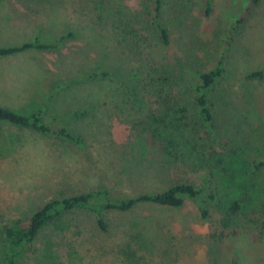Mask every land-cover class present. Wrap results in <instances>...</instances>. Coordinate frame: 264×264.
I'll use <instances>...</instances> for the list:
<instances>
[{"label": "rangeland", "instance_id": "rangeland-1", "mask_svg": "<svg viewBox=\"0 0 264 264\" xmlns=\"http://www.w3.org/2000/svg\"><path fill=\"white\" fill-rule=\"evenodd\" d=\"M204 4L162 0L170 29L163 45L150 23L153 0H0V46L72 33L56 49L0 57V105L23 114L45 105L51 126L82 139L76 144L0 123V243L4 225L26 221L49 200L97 188L134 195L186 180L220 197L198 196L179 208L110 210L105 230L95 213L74 209L41 231L34 248L51 239L53 264H264V167L251 165L264 159V78L245 77L264 66V0H214L210 15ZM220 57L226 71L209 92V127L196 117L188 86L194 71ZM148 64L172 72L176 83L168 91L188 108L183 121L199 138L198 159L172 164L164 177L152 172L161 152L144 146L148 111L161 109L153 89L143 86ZM68 79L73 83L57 88ZM74 110L85 113L73 117ZM245 185L250 201L230 226L236 232L218 235L227 201ZM35 252L21 264H31Z\"/></svg>", "mask_w": 264, "mask_h": 264}, {"label": "trees", "instance_id": "trees-1", "mask_svg": "<svg viewBox=\"0 0 264 264\" xmlns=\"http://www.w3.org/2000/svg\"><path fill=\"white\" fill-rule=\"evenodd\" d=\"M213 1L214 0H204L203 13L205 15H210L212 13ZM161 4L162 0H153L150 23L155 29L160 42L166 45L169 42L170 29L162 18ZM240 20L241 18L233 25V29L237 28V24ZM71 34V32L61 34L56 38L55 42L42 41L39 36L36 35L33 39L21 44L0 46V57L15 55L31 49H56L62 44L66 36ZM159 67L157 65L150 66V69L147 70L149 79L146 78L147 80L145 84H143L144 87L153 89V92L158 96V103L161 108L159 110L160 113L159 111H148L147 119L149 118V121L144 124V132H149L150 134L145 137V143H143L144 146L147 144V151L149 146L150 148L153 146L161 152V158L158 163H156L157 166L152 172L154 175L164 177L167 175L166 172L169 171L172 164L192 163L197 160L198 157H193V152L195 149L198 151L200 147L198 145L199 138H195L194 135L189 133V125H191V123L183 121L187 116L186 112L188 108L178 105L177 100L173 101L171 97L172 93L168 91V89H172L171 87L176 83L175 77H172V72L166 73L169 70L163 71ZM225 71L226 68L223 57H220L211 68L196 70L193 73L194 81L190 83L188 88L193 96L192 103L196 110L195 115L203 125L209 127L213 126L214 117L210 105L209 92L222 78ZM96 73L97 71H93L90 75L94 76ZM100 75H105V73H100ZM245 77L250 80H262L264 78V66L258 70L248 72ZM70 83H73V81L68 79L60 83L57 88L63 89L69 86ZM135 86L136 85L132 84L130 88L134 90ZM165 95L168 99L162 98ZM84 113L85 110H74L72 116L79 117ZM47 120L48 115L45 105L40 106L28 114H23L0 105V123L6 122L18 127L30 128L46 135L62 138L72 143H82L81 137L74 134V132L67 127H53ZM200 145L203 146L202 143H200ZM0 146V151H3L5 149L3 142ZM212 159H214L217 164L222 163L221 158L214 157ZM251 165L254 171L258 170L264 167V159L252 161ZM245 189L246 185L238 191V196H232V198L227 201L224 215L220 220L222 230L218 232V235L225 236L229 233L236 232V230L232 229L230 226L236 216L241 212L243 202H245V200L248 201L250 198V192L247 194ZM198 196H205V198L213 200L220 197L217 190H209L204 183L196 185L185 180L173 182L164 188L142 191L134 195H114L108 188H97L88 192L49 200L42 207L33 212L26 221H14L8 225H4L0 243V264H21L24 256L30 250L36 251L31 264H53L54 258L51 251L53 243L51 239H45L41 243L43 244L42 248L38 249V251L34 247L39 241L41 231L56 221L61 222L63 215L71 210L83 209L95 213L99 228L105 230L106 224L103 214L107 211H129L138 204H152L179 208L186 200H192ZM199 211L203 218H208V211L204 205H199ZM40 250H43L44 253L40 254ZM42 256L44 258H42Z\"/></svg>", "mask_w": 264, "mask_h": 264}]
</instances>
